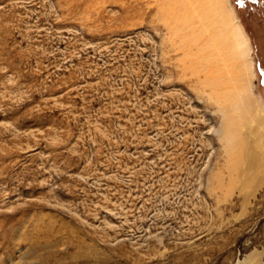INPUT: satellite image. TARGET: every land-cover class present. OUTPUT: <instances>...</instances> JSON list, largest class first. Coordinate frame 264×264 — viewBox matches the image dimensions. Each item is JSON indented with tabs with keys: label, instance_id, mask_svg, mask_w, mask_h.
<instances>
[{
	"label": "rangeland",
	"instance_id": "1",
	"mask_svg": "<svg viewBox=\"0 0 264 264\" xmlns=\"http://www.w3.org/2000/svg\"><path fill=\"white\" fill-rule=\"evenodd\" d=\"M183 2L0 0V264H264V0L220 87Z\"/></svg>",
	"mask_w": 264,
	"mask_h": 264
},
{
	"label": "bare ground",
	"instance_id": "2",
	"mask_svg": "<svg viewBox=\"0 0 264 264\" xmlns=\"http://www.w3.org/2000/svg\"><path fill=\"white\" fill-rule=\"evenodd\" d=\"M214 1L184 0L183 4L189 10L188 16L194 15L200 24L199 28L207 34L205 41L211 47V51H208L207 55V75L208 79H211L212 84L214 83L216 87H220L223 86L224 82L213 79L215 74H220L221 76V74L232 73L234 78L243 80V73L239 66L243 62L240 63L238 59L246 55L249 49L246 37L232 13L227 14L226 11L224 12L223 9L215 5ZM192 23H194V20ZM237 61L239 64L235 66L234 63Z\"/></svg>",
	"mask_w": 264,
	"mask_h": 264
}]
</instances>
